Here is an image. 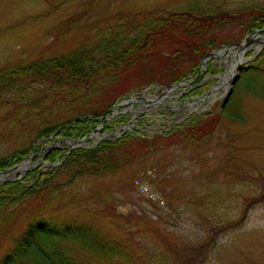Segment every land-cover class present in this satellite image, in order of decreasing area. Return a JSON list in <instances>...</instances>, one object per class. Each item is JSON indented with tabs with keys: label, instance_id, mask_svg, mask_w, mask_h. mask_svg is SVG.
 <instances>
[{
	"label": "rangeland",
	"instance_id": "374dc122",
	"mask_svg": "<svg viewBox=\"0 0 264 264\" xmlns=\"http://www.w3.org/2000/svg\"><path fill=\"white\" fill-rule=\"evenodd\" d=\"M187 1L192 0H0V70L13 63L71 55L86 37L88 26L104 16L138 10L173 11L184 7ZM193 1L198 6L208 4L217 12L231 14L264 9V0ZM217 33L223 35L218 46L202 61V71H210L203 80L210 89L196 98L203 99V103L185 102L190 91L202 85L195 83L196 78H186L178 87L155 85L135 90L126 94L124 100L145 96L150 102L136 100L121 106L118 111L128 116L125 121L112 124L107 131L99 125L90 133L91 139L82 144L92 148L102 140L116 139L127 132L150 140L156 136L167 139L166 147L155 152L153 160L132 164L103 179L89 177L70 189L71 198L91 204L100 201L102 215L107 211L106 204L109 206L108 213L121 222L120 226L110 222L109 227L124 230L125 238L133 242L134 264H264V70L249 72L240 80V68L264 46L260 41L264 33L255 35L239 54L222 57L220 47L227 45L223 40L236 45L247 41L254 32L249 34L229 18L221 23ZM213 54L220 56L212 57ZM240 55L242 65L237 72L234 97L227 102L228 110L218 126L193 145H188L183 137L171 135L170 131L186 123L191 104L196 106V118L222 111L227 92L225 86L217 91L222 84L220 78L231 73L230 67ZM129 78L125 75L117 85L107 84L102 95L112 94L114 100L121 97ZM46 88L29 84L24 95L32 93L31 97L37 98ZM8 100V96H0V157L29 147L40 124L54 123L56 117L61 122L68 116L62 110L64 103L51 112L45 111L44 116L51 117L46 121L38 120V115L17 116L18 110L14 113ZM72 144L54 136L45 148L68 150ZM25 163L28 164L23 167ZM45 165L41 153L25 158L21 169L5 175L0 184ZM139 177L152 187L153 181L155 192L164 197L157 185L167 181L163 189L176 193L175 211L160 208L140 194L133 184ZM89 196L93 197L91 201Z\"/></svg>",
	"mask_w": 264,
	"mask_h": 264
},
{
	"label": "trees",
	"instance_id": "16d2710c",
	"mask_svg": "<svg viewBox=\"0 0 264 264\" xmlns=\"http://www.w3.org/2000/svg\"><path fill=\"white\" fill-rule=\"evenodd\" d=\"M229 18L249 34L264 29V9L231 14L217 12L208 4L198 6L192 0L173 11L138 10L104 16L88 26L86 37L71 55L13 63L0 70V96H8L12 111L18 110L17 116L38 115V120L46 121L51 117L44 116L45 111L63 103L66 108L62 110L68 115L61 122L56 117L54 123L40 124L29 147L0 157V172L38 153L47 164L0 184V264H134L133 242L125 238L124 230L109 227L110 222L121 223L108 213L109 206L104 202L107 211L102 215L100 201L91 204L71 198L70 189L89 177L103 179L132 164L153 160L155 152L166 147L167 139L156 136L150 140L127 132L92 148L46 149L45 145L54 136L85 138L135 90L168 87L196 78L195 83L202 85L188 96L207 92L210 84L203 80L210 71H202V61L218 46L223 35L217 29ZM223 42L227 44L224 46L233 45ZM250 57L241 68L240 80L249 72L264 70V48ZM125 75L130 78L121 97L114 100L112 94L102 95L107 84L117 85ZM29 84L47 88L42 96L32 98V93L24 95ZM233 97L234 91L229 103ZM228 104L218 115L190 117L170 131L171 135L187 139L188 145L197 143L218 126ZM38 108L40 111L35 112ZM126 118L120 112L104 123V130ZM151 184L155 187L153 181ZM167 185V181L157 185L165 197L156 193L165 200L164 209L175 211L176 193L163 189ZM92 199L89 196L88 201Z\"/></svg>",
	"mask_w": 264,
	"mask_h": 264
},
{
	"label": "water",
	"instance_id": "95a60500",
	"mask_svg": "<svg viewBox=\"0 0 264 264\" xmlns=\"http://www.w3.org/2000/svg\"><path fill=\"white\" fill-rule=\"evenodd\" d=\"M261 33H264V29H262V30H258V31H255L251 36H250V38L247 40V41H245V42H243V43H239V44H236V45H234V46H231V47H226V48H224V53H231V52H234V53H238L239 51H242V50H244L245 49V46L244 45H248V43H250V40L255 36V35H257V36H260V34ZM261 41V40H260ZM264 43V42H263ZM264 48V46L260 49V51L259 52H261V50ZM213 56H217L218 57V55H212V57ZM238 78H239V76H237L234 80H232L231 81V84L232 85H234L235 83H236V81L238 80ZM180 84H178V85H175L176 87H178ZM175 86H170V88H172V87H175ZM169 88V89H170ZM169 91V90H168ZM167 91L165 90L164 91V93H166ZM230 94H231V92H230ZM229 94V95H230ZM229 97V96H228ZM130 101H134V98H132V99H130V100H126L125 102H123V103H121V104H119V105H117L112 111H113V116H111V117H105V118H103V120L101 121L102 123H104L106 120H109V119H111V118H113L116 114H117V110L121 107V106H123V105H127V104H129L130 103ZM228 101V99L225 101V103ZM91 138V135H88L87 137H85V138H83V139H81V140H69V141H72L73 142V144H72V149H74V148H79V147H82V144H84V143H86L89 139ZM34 155H31V156H29L28 158H32ZM23 164V160L19 163V164H17V165H15V166H13V167H11V168H8V169H6V170H4V171H1L0 172V176H5V175H7V174H10V173H17L20 169H21V165ZM14 174V175H15Z\"/></svg>",
	"mask_w": 264,
	"mask_h": 264
},
{
	"label": "built area",
	"instance_id": "2783aa9c",
	"mask_svg": "<svg viewBox=\"0 0 264 264\" xmlns=\"http://www.w3.org/2000/svg\"><path fill=\"white\" fill-rule=\"evenodd\" d=\"M136 186L146 197L154 201H159L162 205L164 204L163 200H161L159 195L154 192V190H152V188L142 179L136 180Z\"/></svg>",
	"mask_w": 264,
	"mask_h": 264
},
{
	"label": "bare ground",
	"instance_id": "6f19581e",
	"mask_svg": "<svg viewBox=\"0 0 264 264\" xmlns=\"http://www.w3.org/2000/svg\"><path fill=\"white\" fill-rule=\"evenodd\" d=\"M261 42H264V38H262L261 39ZM242 61V55H240V59L238 60V62L235 64V65H239L240 64V62ZM233 65H231V67H230V70L232 71L233 70ZM231 75H232V73H228V74H226V75H224V77L222 78V81L226 84V82L229 80V79H231ZM227 86V85H226ZM231 95V94H230ZM230 95H229V97H230ZM226 104V103H225ZM225 104H224V106H225ZM223 106V107H224ZM27 164L28 163H25L24 165H23V167H25V166H27ZM4 178V176H0V180H2Z\"/></svg>",
	"mask_w": 264,
	"mask_h": 264
}]
</instances>
